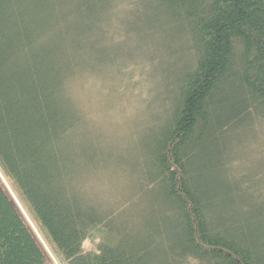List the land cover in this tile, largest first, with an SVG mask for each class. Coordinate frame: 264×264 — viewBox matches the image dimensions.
I'll return each instance as SVG.
<instances>
[{
	"label": "trees",
	"instance_id": "obj_1",
	"mask_svg": "<svg viewBox=\"0 0 264 264\" xmlns=\"http://www.w3.org/2000/svg\"><path fill=\"white\" fill-rule=\"evenodd\" d=\"M88 84L157 113L111 209L81 188L114 164ZM37 236L57 264H264V0H0V264H45Z\"/></svg>",
	"mask_w": 264,
	"mask_h": 264
},
{
	"label": "rangeland",
	"instance_id": "obj_2",
	"mask_svg": "<svg viewBox=\"0 0 264 264\" xmlns=\"http://www.w3.org/2000/svg\"><path fill=\"white\" fill-rule=\"evenodd\" d=\"M122 46L125 51L131 49L127 43ZM116 88L88 84L84 89L85 95L83 94V97L81 95V102L79 100L80 109L86 116L85 125L88 130L85 132L93 135L98 146L95 145L96 149L103 153L107 151L113 159L111 161L122 166L117 170L113 164L107 172L83 179L81 186L83 192L93 202L103 207L102 210L117 207L129 198L136 185L134 175L141 160L139 155L141 138L152 130L151 127L155 124H151V121L157 115L156 112L146 109L145 94L142 96L139 88L122 92L120 91L124 90L123 88L120 91ZM2 181L5 189L18 204L9 186ZM37 239L48 256L45 264H57L38 236ZM90 247L91 243L87 241L84 248Z\"/></svg>",
	"mask_w": 264,
	"mask_h": 264
}]
</instances>
